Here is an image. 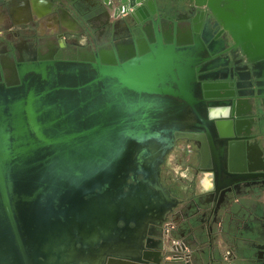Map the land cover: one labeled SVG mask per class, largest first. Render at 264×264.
<instances>
[{
	"label": "water",
	"instance_id": "95a60500",
	"mask_svg": "<svg viewBox=\"0 0 264 264\" xmlns=\"http://www.w3.org/2000/svg\"><path fill=\"white\" fill-rule=\"evenodd\" d=\"M182 1L207 7L264 79V0ZM173 36L160 28L136 54L119 51V63L103 54L95 63L34 62L0 84V264L91 253L143 198L167 199L160 166L178 138L206 152L222 143V159L231 155L223 119L241 114L244 93L228 88L224 48L178 29ZM259 94L264 112V87Z\"/></svg>",
	"mask_w": 264,
	"mask_h": 264
},
{
	"label": "flooded vegetation",
	"instance_id": "af4514ba",
	"mask_svg": "<svg viewBox=\"0 0 264 264\" xmlns=\"http://www.w3.org/2000/svg\"><path fill=\"white\" fill-rule=\"evenodd\" d=\"M135 2L0 0V84L8 86L34 62L95 63L103 54L119 63V51L136 54L137 42L148 46V37L156 41L160 28L170 38L178 29L200 42L221 44L218 56L228 60L232 78L228 88L244 93L241 114L228 112L223 119L232 126L225 137L232 153L222 159V143L215 151L208 145L206 152L194 138L176 139L160 166L167 199L143 198L139 212L118 219L106 241L91 243V253L64 257L61 264H264V112L259 98L264 79L252 74L207 7L140 0L137 8Z\"/></svg>",
	"mask_w": 264,
	"mask_h": 264
}]
</instances>
